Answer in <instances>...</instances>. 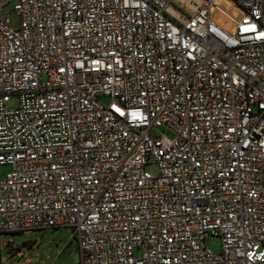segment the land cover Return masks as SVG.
Instances as JSON below:
<instances>
[{"label": "built area", "instance_id": "obj_1", "mask_svg": "<svg viewBox=\"0 0 264 264\" xmlns=\"http://www.w3.org/2000/svg\"><path fill=\"white\" fill-rule=\"evenodd\" d=\"M12 1L0 236L70 229L80 264H264V0H18V28Z\"/></svg>", "mask_w": 264, "mask_h": 264}, {"label": "rangeland", "instance_id": "obj_2", "mask_svg": "<svg viewBox=\"0 0 264 264\" xmlns=\"http://www.w3.org/2000/svg\"><path fill=\"white\" fill-rule=\"evenodd\" d=\"M17 2L18 0H13L4 7V12L9 14L11 25L14 28H18L21 21L20 16L13 12ZM43 79L46 81L47 77L43 76ZM18 106V97H12L6 105L7 109L10 110L16 109ZM11 170V165H0V178H3ZM147 170L153 175L158 174L156 164L150 163L147 166ZM0 240L2 243L12 241L24 255V257L13 256L9 260L10 255L7 247L2 244V264H15L16 262L25 264L26 259H30L32 261L31 264H80L77 240L73 238L70 229L43 230L29 234L1 235ZM35 242L37 243L36 246H34ZM206 246L215 254L221 253L222 240L219 236H209L206 238ZM17 251L13 250L12 254H15Z\"/></svg>", "mask_w": 264, "mask_h": 264}, {"label": "crops", "instance_id": "obj_3", "mask_svg": "<svg viewBox=\"0 0 264 264\" xmlns=\"http://www.w3.org/2000/svg\"><path fill=\"white\" fill-rule=\"evenodd\" d=\"M4 235H17V234H4ZM74 238V237H73ZM6 242H8V241H5V242H3V244L5 245V243ZM12 244H13V246L12 247H7L6 245V247H7V250H8V252H9V260H10V258H12L13 256H17V257H24V255L21 253V251H20V249L18 248V247H16L15 245H14V243L12 242V241H10ZM71 243V242H70ZM37 245V243L35 242L34 243V246H36ZM77 246H78V244H77ZM12 248H14V250L16 251V250H18L15 254H12ZM3 254V253H2ZM3 258V257H2ZM32 263V261L30 260V259H26V261H25V264H31ZM15 264H20L19 262H16Z\"/></svg>", "mask_w": 264, "mask_h": 264}, {"label": "bare ground", "instance_id": "obj_4", "mask_svg": "<svg viewBox=\"0 0 264 264\" xmlns=\"http://www.w3.org/2000/svg\"><path fill=\"white\" fill-rule=\"evenodd\" d=\"M192 7V6H191Z\"/></svg>", "mask_w": 264, "mask_h": 264}]
</instances>
